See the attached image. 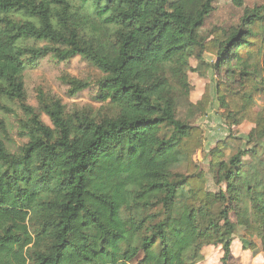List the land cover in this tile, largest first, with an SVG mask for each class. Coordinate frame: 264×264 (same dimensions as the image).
Segmentation results:
<instances>
[{
    "label": "trees",
    "instance_id": "trees-1",
    "mask_svg": "<svg viewBox=\"0 0 264 264\" xmlns=\"http://www.w3.org/2000/svg\"><path fill=\"white\" fill-rule=\"evenodd\" d=\"M169 1L0 0V98L20 105L26 139L11 153L0 138V264H197L207 246L228 264L237 227L264 251V5L204 42L214 0L194 18L167 11ZM47 56L97 69V99L113 113L41 98L46 125L26 103L24 74ZM191 58L212 70L226 128L253 126L248 148L229 158L218 142L205 173L191 159L202 131L178 118L184 104L200 116L210 105L208 87L190 100ZM63 82L72 94L90 87Z\"/></svg>",
    "mask_w": 264,
    "mask_h": 264
},
{
    "label": "rangeland",
    "instance_id": "rangeland-1",
    "mask_svg": "<svg viewBox=\"0 0 264 264\" xmlns=\"http://www.w3.org/2000/svg\"><path fill=\"white\" fill-rule=\"evenodd\" d=\"M206 0H171L166 6L167 11L180 9L187 17L194 18L196 12ZM264 5V0H214L213 10L205 19L200 30V40L206 42L211 40V33L215 29L228 30L238 26L242 16L247 10H253ZM203 59L206 63L215 61V58L209 54H204ZM190 68L197 72L188 73L190 84L193 85V91L190 100L195 102L200 99L205 91L209 89L210 105L206 110L205 116H200L192 107L186 104L178 109V118L189 122L193 126H198L202 131V149L196 151L192 156V163L198 166L199 173L207 172L210 161V154L214 151L218 142H225L222 149L225 158L233 156L237 150H246V136L250 133L252 125L243 123L238 127L228 130L221 120V110L214 96L215 77L212 70L205 66L198 67L194 58L189 60ZM73 78L78 81L88 82L90 87L72 94L69 86L64 84L63 78ZM102 74L89 65L80 57H74L66 62H57L51 56H47L36 61L33 65L27 67L24 74V87L26 92V103L40 112L41 120L51 127L49 119L41 113L39 101L55 99L62 102L66 112H81L92 117L101 118L111 115L113 109L107 104L100 103L98 96V81ZM262 98L258 100L256 109H262L264 103ZM3 107V108H2ZM23 112L17 102L7 101L0 98V138H2L8 150L11 153H18L26 139L22 136L19 129V122L23 118ZM8 138V140L5 139ZM258 155L256 161L264 163V149L257 146ZM249 156L244 157V161ZM255 162V161H254ZM184 162L177 171L184 173L186 170ZM215 190L213 184H209ZM232 223H236L235 218L230 215ZM243 228L237 227L232 237L233 243L230 249L231 258L228 264H264V251L260 246V240L255 236L253 238H242ZM241 239L252 241L258 246V251L252 253L244 250ZM202 260L197 264H220L222 252L220 247L207 246L201 251Z\"/></svg>",
    "mask_w": 264,
    "mask_h": 264
}]
</instances>
